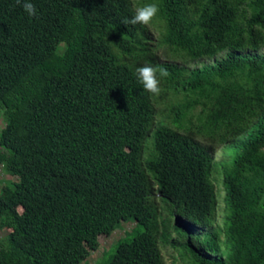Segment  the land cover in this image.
<instances>
[{
  "label": "trees",
  "instance_id": "1",
  "mask_svg": "<svg viewBox=\"0 0 264 264\" xmlns=\"http://www.w3.org/2000/svg\"><path fill=\"white\" fill-rule=\"evenodd\" d=\"M30 2L35 17L0 0V164L17 179L0 264H81L129 221L107 264H166L161 243L185 264H264V0ZM150 3L159 37L123 23ZM144 65L170 73L158 94Z\"/></svg>",
  "mask_w": 264,
  "mask_h": 264
},
{
  "label": "rangeland",
  "instance_id": "2",
  "mask_svg": "<svg viewBox=\"0 0 264 264\" xmlns=\"http://www.w3.org/2000/svg\"><path fill=\"white\" fill-rule=\"evenodd\" d=\"M158 23L159 22L157 21V17H154L151 23L148 25L149 28L151 29L152 34L155 37L160 36L157 30ZM160 53L162 54V56H164L163 50H160ZM164 57H169V56L166 55ZM208 62H210L209 59H199L197 61H190L189 65L202 66ZM3 126H4V120L0 114V131L3 128ZM147 140H148L147 144H150L152 138L150 137ZM226 147L227 145H222L217 148L215 152L216 161H222L223 159L229 158ZM219 172H220L219 167L218 170H214L213 180L218 197L216 223L222 225L223 216H224L223 212H224L225 190L223 185V177L222 174H220ZM7 180H12L13 182L17 183L16 177L11 176L7 172H5V170L2 167V164H0V188ZM134 226H135L134 221L121 222L119 228L114 230L109 235H103V234L98 235L97 236L98 247L95 250H92L89 256L86 258V261L82 262L81 264H86V262L88 264H107L115 251L114 244L117 242L118 239L122 237L124 238L132 237L134 235V232H132V228ZM7 231L8 230L0 229V240L5 236ZM161 252L166 264H185L184 260L180 258V253L175 249L173 245L161 243Z\"/></svg>",
  "mask_w": 264,
  "mask_h": 264
},
{
  "label": "clouds",
  "instance_id": "3",
  "mask_svg": "<svg viewBox=\"0 0 264 264\" xmlns=\"http://www.w3.org/2000/svg\"><path fill=\"white\" fill-rule=\"evenodd\" d=\"M17 5H21L23 10L30 16L35 17L37 9L30 0H16ZM159 12V7L155 3L144 4L143 6H135L133 14L130 19H125L124 24L128 25H144L147 26L151 23L154 17ZM157 73L161 78H167L170 73L163 68L157 69L151 65H144L135 69V77L143 86V89L151 94H158L160 91V80Z\"/></svg>",
  "mask_w": 264,
  "mask_h": 264
}]
</instances>
